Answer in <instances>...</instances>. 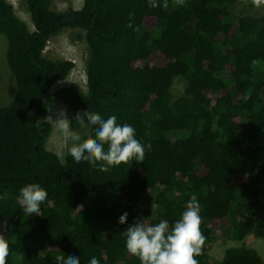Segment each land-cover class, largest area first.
I'll return each mask as SVG.
<instances>
[{"label":"trees","instance_id":"trees-1","mask_svg":"<svg viewBox=\"0 0 264 264\" xmlns=\"http://www.w3.org/2000/svg\"><path fill=\"white\" fill-rule=\"evenodd\" d=\"M236 1L166 0L164 7L157 0L151 7L148 0H83L80 9L57 11L53 0H23L30 31L0 0V35L15 81L12 101L0 106L6 264H55L57 256L67 264L73 255L81 264L92 256L100 264H140L126 250L124 231L138 219L171 226L193 194L204 245L224 236L242 244L226 248L217 264H264L243 242L247 235L264 240V14L234 17ZM75 29L90 48L86 91H51L75 65L45 53L47 42ZM175 78L184 82L178 96L170 91ZM57 102L74 130L77 113L115 115L151 150L143 162L107 172L69 155L59 159L47 149V117ZM82 131L95 139L94 130ZM29 183L48 193L39 214L18 202ZM124 212L128 220L120 224ZM196 259L210 264L204 246Z\"/></svg>","mask_w":264,"mask_h":264},{"label":"clouds","instance_id":"clouds-1","mask_svg":"<svg viewBox=\"0 0 264 264\" xmlns=\"http://www.w3.org/2000/svg\"><path fill=\"white\" fill-rule=\"evenodd\" d=\"M151 7H158L157 0H148ZM164 7H167L165 0ZM133 16L129 14V18ZM132 27L131 23L128 25ZM51 119V118H50ZM75 121L81 128L94 130L95 139H83L81 134L71 126L67 111L61 109L57 119L53 121L58 133L71 142L67 155L77 163L97 166L100 171L107 172L110 168L129 161L143 162L146 150H151V144H144L136 138V131L130 124L117 123L115 115L104 119L93 111L84 116L77 113ZM105 145L107 148L105 149ZM59 159H64V152L57 153ZM47 191L38 183H29L20 188L18 202L29 214H39L40 205L46 200ZM201 206L197 196L193 194L185 203L180 218L171 226L167 220L158 223H146L138 219L130 224L125 233V247L129 254L136 256L140 264H198L196 257L202 254L206 237L200 229ZM128 212L119 217V223L125 224ZM9 253L7 239L0 235V264H6ZM55 264H65L64 256H57ZM67 264H81L78 256H71ZM88 264H100L92 256Z\"/></svg>","mask_w":264,"mask_h":264},{"label":"rangeland","instance_id":"rangeland-1","mask_svg":"<svg viewBox=\"0 0 264 264\" xmlns=\"http://www.w3.org/2000/svg\"><path fill=\"white\" fill-rule=\"evenodd\" d=\"M12 5L15 14L29 27L30 31H33V27L29 18V14L25 9L23 0H7ZM237 4L233 8L232 12L234 17H238L244 14L251 16H257L264 14V0H237ZM83 0H53V9L57 11H63L69 6L80 9L82 7ZM144 30L143 32H145ZM84 31L82 30H67L60 36L52 38L47 42L45 53L53 54L57 58L72 61L74 63V69L69 74L68 78L54 85L51 91H55L60 87H76L82 91H86V76L85 66L88 51H90L89 45L84 40ZM7 43L5 38L0 35V106H6L12 101V97L15 92V81L13 76L8 70V66L5 59ZM184 82L180 78H175L171 86V94L178 96L183 93ZM61 109H65V105L62 102L55 103L49 110L47 121L52 124V133L47 142V149L57 155L58 152L63 151L65 156L67 155V149L71 146L70 141H66L57 131L53 121L57 119V114ZM66 110V109H65ZM51 118V119H50ZM79 126L78 131L83 139L88 138L82 131L83 128ZM88 135V134H87ZM64 156V157H65ZM88 204V202H86ZM83 207V206H81ZM222 232H224L222 230ZM244 245L248 248L254 249L264 261V240L256 238L252 235H247L244 239ZM241 242H235L229 240L226 236L221 239H213L207 245H204L206 254L208 256V262L210 264H217L221 261L226 248L233 246H240Z\"/></svg>","mask_w":264,"mask_h":264}]
</instances>
